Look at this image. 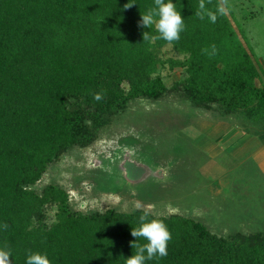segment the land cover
Wrapping results in <instances>:
<instances>
[{
  "label": "trees",
  "instance_id": "trees-1",
  "mask_svg": "<svg viewBox=\"0 0 264 264\" xmlns=\"http://www.w3.org/2000/svg\"><path fill=\"white\" fill-rule=\"evenodd\" d=\"M171 2L184 30L170 43L143 40L144 32L159 35L154 25L138 26L154 0H0V225H8L0 229V247L11 250V264H26L29 250L46 253L51 264H125L135 254L130 233L144 209L76 211L60 186L36 189L49 165L73 148L90 147L132 101H158L179 91L196 108H216L264 131L259 69L228 12H216L219 0H205L217 14L212 23L195 15L200 0ZM127 3L133 6L124 8ZM166 45L184 55L167 60L186 74L171 87L158 73ZM95 93L103 99L95 100ZM121 140L133 148L140 144L132 135ZM137 153L146 168L142 180L126 185L117 161L110 173L92 171L98 190L131 195L136 187L137 197L150 202L166 194L156 178L169 157L154 161L150 149ZM187 165L181 160L185 189L193 186ZM47 206L56 208L50 224ZM147 213L149 220L163 221L171 239L165 257L145 264H264L261 232L222 237L191 217Z\"/></svg>",
  "mask_w": 264,
  "mask_h": 264
},
{
  "label": "rangeland",
  "instance_id": "rangeland-1",
  "mask_svg": "<svg viewBox=\"0 0 264 264\" xmlns=\"http://www.w3.org/2000/svg\"><path fill=\"white\" fill-rule=\"evenodd\" d=\"M227 6L233 25L259 69L257 84L264 87V0H228ZM159 57L165 64L158 73L167 87L185 77L183 68H170L167 63L170 59L183 60L182 53L166 45L159 51ZM231 117H223L216 108H196L179 91L158 101H132L123 114L100 131L90 147L73 148L49 165L36 189L40 191L48 184L60 186L76 211L115 208L130 212L138 209L136 204L140 202L139 209L155 216L191 217L218 236L264 234V160L260 164L256 159L259 153L256 150L264 142V131L247 121L241 122L243 127L236 117ZM129 135L140 139V147L133 148L120 141ZM247 135L253 136L256 143L241 146ZM149 139L151 145L144 147ZM139 149L152 150L154 161L169 157V164L162 170L165 174H160L158 167L160 175L156 178L162 182L158 187L166 194L150 202L137 197L136 187L131 195L98 190L90 177L94 168L100 165L99 168L110 173L117 161L137 164L141 161L137 156ZM181 160L189 161L186 167L191 177L189 185L194 187L181 188ZM215 164H223L224 168L214 170ZM55 210L54 206L45 208L49 224L54 220Z\"/></svg>",
  "mask_w": 264,
  "mask_h": 264
},
{
  "label": "clouds",
  "instance_id": "clouds-1",
  "mask_svg": "<svg viewBox=\"0 0 264 264\" xmlns=\"http://www.w3.org/2000/svg\"><path fill=\"white\" fill-rule=\"evenodd\" d=\"M154 7H150L147 11L140 15L139 27L149 28L155 26L159 35L150 36L148 32L143 33V40L163 39L167 42L178 41L180 33L184 30V20L181 18L180 12L177 11L176 5L171 0H154ZM228 0H219L216 12L225 15L228 12ZM132 3H127L124 8H131ZM195 15L203 20L205 16L210 22L215 23L217 14L205 6V0H200L198 11ZM214 48V46H213ZM93 98L97 101L103 99L102 93H95ZM67 99V98H66ZM66 102V101H65ZM136 207H141L137 202ZM8 225H0V229L7 230ZM131 236L136 238L131 243V248H135V254H132L125 260V264H145L146 260H152L153 257H165L167 253L168 242L171 239V233L163 221L159 219H148V213L139 216V226L132 228ZM144 238L147 243L141 244L138 238ZM146 253V255H145ZM11 250L7 245L0 247V264H11ZM26 264H51L46 253L32 252L27 253Z\"/></svg>",
  "mask_w": 264,
  "mask_h": 264
},
{
  "label": "water",
  "instance_id": "water-1",
  "mask_svg": "<svg viewBox=\"0 0 264 264\" xmlns=\"http://www.w3.org/2000/svg\"><path fill=\"white\" fill-rule=\"evenodd\" d=\"M100 165H97L96 167H99ZM121 172L125 181V184L128 185L129 187H133V185L137 184L138 181L142 180V176L145 173V165L143 163L137 162L131 163L127 162L125 164L121 165ZM161 172L160 174L164 175V171L162 172L163 169H160ZM158 172V173H159Z\"/></svg>",
  "mask_w": 264,
  "mask_h": 264
},
{
  "label": "crops",
  "instance_id": "crops-1",
  "mask_svg": "<svg viewBox=\"0 0 264 264\" xmlns=\"http://www.w3.org/2000/svg\"><path fill=\"white\" fill-rule=\"evenodd\" d=\"M251 137H253V136H251V135H247V136H245L244 137V139L243 140H241L243 143L241 144V146L243 145V144H245V143H247V142H251L252 144H255L256 142H254V141H252V138ZM202 138H204L203 136H202ZM202 142L203 141H201V145H202ZM258 148V147H257ZM257 152H259V153H257V155H256V159L259 161V163L261 164V162L264 160V142L263 143H261V146L256 150ZM224 168V165L223 164H215L214 165V167H213V169L214 170H222Z\"/></svg>",
  "mask_w": 264,
  "mask_h": 264
}]
</instances>
